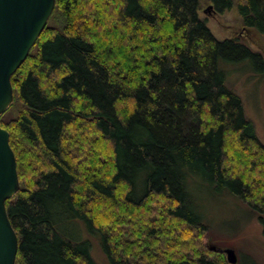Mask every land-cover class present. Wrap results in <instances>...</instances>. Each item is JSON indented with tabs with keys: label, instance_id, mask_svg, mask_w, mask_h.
<instances>
[{
	"label": "trees",
	"instance_id": "trees-1",
	"mask_svg": "<svg viewBox=\"0 0 264 264\" xmlns=\"http://www.w3.org/2000/svg\"><path fill=\"white\" fill-rule=\"evenodd\" d=\"M237 6L264 35V0ZM199 9L56 0L64 22L47 23L0 115L20 180L6 202L15 264H100L92 237L111 264H230L202 241L208 200L224 194L264 224V143L222 67L258 59L264 69V56L218 39Z\"/></svg>",
	"mask_w": 264,
	"mask_h": 264
},
{
	"label": "rangeland",
	"instance_id": "rangeland-1",
	"mask_svg": "<svg viewBox=\"0 0 264 264\" xmlns=\"http://www.w3.org/2000/svg\"><path fill=\"white\" fill-rule=\"evenodd\" d=\"M244 2L234 0L232 8L219 10L211 0H200L199 15L218 39L237 36L252 51L264 56V35L243 25L237 4ZM59 14L51 15L49 26L63 24L64 18ZM260 62L258 59H241L234 63L226 62L222 67L227 74L228 86L242 98L246 115L264 143V69H261ZM16 112L14 110L9 116L13 117ZM206 207L208 227L202 241L209 249L225 253L228 260L229 250H232L236 262L229 260L230 264H264V224L247 201L224 194L211 197ZM92 240L95 260L100 264H111L98 238L92 237Z\"/></svg>",
	"mask_w": 264,
	"mask_h": 264
},
{
	"label": "water",
	"instance_id": "water-1",
	"mask_svg": "<svg viewBox=\"0 0 264 264\" xmlns=\"http://www.w3.org/2000/svg\"><path fill=\"white\" fill-rule=\"evenodd\" d=\"M56 0H0V115L13 102L12 75L28 57L47 26ZM20 189L17 159L9 132L0 124V264H15L19 236L6 202ZM229 260L236 262L229 250Z\"/></svg>",
	"mask_w": 264,
	"mask_h": 264
}]
</instances>
